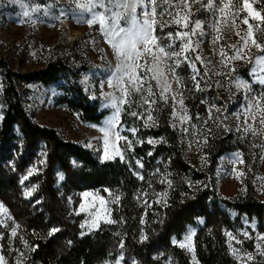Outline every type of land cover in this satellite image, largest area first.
<instances>
[{
	"label": "trees",
	"instance_id": "1",
	"mask_svg": "<svg viewBox=\"0 0 264 264\" xmlns=\"http://www.w3.org/2000/svg\"><path fill=\"white\" fill-rule=\"evenodd\" d=\"M0 70L4 74L6 105L0 129V202L9 210L13 222L20 225L13 240L6 235L1 242L8 264H16L19 252L24 253V264H106L107 261L114 264L122 239L128 257L136 258L141 264H158L153 258L158 248L171 256L174 264H191L184 251L172 245V238L181 240L188 227L196 226L199 219L204 220L195 237L200 264H238L230 255L225 230H235L240 217L247 216L255 219L259 232L264 233V203L252 193L242 194L236 200H222L215 183L209 182L218 159L235 150L229 142H215L208 173H199L185 160L178 134L162 122L145 134V138L163 137L162 143L155 148L146 143L136 146L134 158L130 159L131 168L119 159L101 163L91 151L63 140L54 129L35 123L27 114L16 87V81L45 86L63 81L67 87H64L62 102L78 113L83 122L98 124L108 112L89 101L78 84L77 74L62 63L51 64L35 73L16 75L0 60ZM136 158L144 165L143 181L133 174ZM35 166L36 172L22 185V176ZM160 167L165 168L172 180L168 206L154 205L147 209L145 216L142 201L134 197L140 192L151 196L150 177ZM59 173L64 175L60 186ZM188 179L205 185L192 190L187 185ZM33 186L36 188L33 195L26 197L25 188ZM105 189L120 194V201L112 206V219L119 223L102 225L95 233L81 236L71 200L85 191L104 194ZM37 200L41 202L36 203ZM223 206L238 213V218L232 219ZM53 225L61 231L49 237ZM141 230L148 236L144 242H140ZM24 240L37 246L35 251L26 248Z\"/></svg>",
	"mask_w": 264,
	"mask_h": 264
},
{
	"label": "rangeland",
	"instance_id": "2",
	"mask_svg": "<svg viewBox=\"0 0 264 264\" xmlns=\"http://www.w3.org/2000/svg\"><path fill=\"white\" fill-rule=\"evenodd\" d=\"M21 3L27 4L29 9L33 6L39 7L35 13H30V17H24L22 15L23 9L20 3L13 4L11 0H0V60H2L11 72L16 75L35 73L46 69L51 64L62 63L78 75V84L83 89L89 101L98 103L101 111L108 112V115L98 124L85 123L81 120L78 113L62 102L65 96L64 87H67V83L60 81L45 86L38 83L25 84L16 81V87L27 114L40 126L54 129L63 140L91 151L101 163L112 162L119 159L117 157L115 160L105 161L102 158L104 145L103 133L100 131V128L103 126L105 120L111 116L113 111L111 107L106 106L107 99L104 93L112 91V89L108 87L107 81L110 78L111 69L114 67L116 61L110 45L105 42L99 25L97 24L90 27L83 19H80L78 15L74 16V4L72 0H21ZM49 5L52 7H48ZM255 6L260 8L264 7V4L258 2ZM197 8H200V4H196L193 7V21L195 19L212 20V14L210 12L204 9L197 12ZM61 11L65 12V15L62 17L60 16ZM243 15H245V13H241V17ZM161 19L169 21L170 18L164 16ZM237 25L241 30V35H243V30H245L247 26L243 25L239 19L237 20ZM170 30L174 32L176 26L169 24L164 27L163 32H161L158 25L157 35H166ZM236 31L237 28L222 25L220 33L221 38L217 41L216 52H213L214 45L211 41L216 33L212 32L210 27L205 26V32L209 33V35L199 38L202 41L200 45V54L206 59L211 58L216 62V68L212 69L213 71H223L227 73V75L210 76L211 87L203 92H185V103L189 109V115L194 118L192 123L198 126L202 125L203 120L207 119L208 103L217 102L223 105L226 110L228 119L225 123L229 125L231 131L226 130L223 126H218V124L213 123V121H209L208 126L212 129L211 134L207 131H203L199 137L195 134H183L179 124H177L175 129L171 126L170 105L160 104L155 108L154 115L157 117L158 126L162 122H165L178 134L185 160L199 173H208L211 152L215 142H229L235 146V150L223 154L218 159L213 175H209V182L211 184H213V182L215 183L217 195H219L222 200H236L242 194L252 193L258 201L264 203V179H261L264 178V160L260 158L264 155V149L251 146L253 143L252 138L250 136L244 138L243 133L236 130L241 121L237 119L235 115H232L233 113H240L242 111V106L246 103V96L256 95L261 90H264V86L256 82L253 75H250L253 64L246 59L232 62L235 67L234 72H229L228 68H221L219 64V46H226L228 47V51L231 52L230 46L237 45L240 39L235 34ZM196 39L197 37H193V40ZM256 53L257 50L253 48L250 55ZM191 55H195V53ZM198 67L203 70L202 65H198ZM209 68L211 69V65ZM177 72L184 78L185 83L188 85L189 89H191L192 82L189 78L191 74L190 69L182 63L180 68L177 69ZM236 78L247 81L251 85L252 92L247 93L244 89L235 88L232 81ZM217 82H219V86H217ZM4 90V74L0 70V116H2L3 119L6 110L3 99ZM214 97L217 98V100L213 101ZM202 99L207 100L208 103L202 104ZM140 111H143V109H140ZM196 113L200 114V121L195 120ZM3 119H0V129ZM121 124L123 126L121 134L129 136L130 139L134 138L127 129L133 126L139 129L137 137L140 139H144L145 134L158 128V126L145 128L141 120L128 115L127 111L122 114ZM192 131L193 130L190 129V133H192ZM204 136H208L207 144L203 142ZM148 137L151 136H146L144 143L153 148L162 143V141H160L159 143L150 145L147 143ZM155 139L159 140L158 138ZM197 139H199V147L196 143ZM254 142L259 144L260 137H257ZM124 143L123 140L119 142L120 146H123ZM190 144L191 146H189ZM136 146L142 145L137 143L135 147ZM237 152L242 154L240 158L243 159L244 163H238L233 159V154ZM133 158V153L126 151L125 160L122 162L128 164L130 162V164H132L130 159ZM136 159L134 160L135 170L143 174V168L140 169L136 165ZM33 168L36 169V166L30 169ZM158 169L160 170V174H157L154 180L152 178L153 175L150 177L151 187L149 188L152 194L151 196H147L148 203L151 205L148 209L153 208L154 205L165 207L163 203L154 202L156 199L154 193H161L168 190L169 195L168 184L166 182L163 184L160 183L163 175L167 174L168 179H170L169 175L165 168L160 167ZM35 172L36 171H34L33 174ZM240 172H243L244 175L239 176L238 173ZM26 175H28V172L24 176ZM32 175L28 176V179ZM28 179L24 180L22 185H25ZM63 181L64 175L59 173L58 185L60 186ZM199 182L200 183H197L188 179L187 185L189 186V183H191L192 186L190 188L192 190H198L205 185L202 181ZM155 184H157V186ZM32 188L35 187L33 186L25 189ZM85 192L91 195L85 197L83 195ZM85 192H82L78 197L71 200L74 216L78 220L80 231L85 233L84 236L95 233L102 225H110L101 220L99 222V228L93 229L91 232L88 231V224L91 223L96 212L100 210L98 198L104 197L108 202L105 207L109 210V219H112V206L117 203L112 202V197L117 194L114 191H111V195L107 191L104 194L99 191ZM76 199H78L77 202ZM81 204L85 206L84 211H80ZM223 209L227 211L232 219L236 220L238 218V213L234 210L228 209L225 206H223ZM0 221L7 222V226L0 223V246H2L1 242L6 235H9L10 240H13L14 237H11V228L14 227L16 223H14L13 220H9L7 216L3 214H0ZM200 221L201 219L197 220L196 226L188 227L181 240L184 239L191 229L195 231V235L193 236V241L195 243L198 229L204 225V220L203 223ZM253 221L256 225L255 229L251 226ZM82 224L85 225L84 228H81ZM244 231L249 232L253 239L245 238L243 236ZM228 232H231L233 236L242 241L240 244H237L235 240L232 241L233 247L240 249L242 252H253L255 254V260L247 262V264L254 262L264 263V257L256 254L255 235L259 230L258 223L255 219L250 220L247 216H242L235 230ZM226 240L228 245L227 236ZM172 245L181 249L178 244L174 245L172 243ZM2 250L3 249L0 248V254H3ZM117 250L118 255L123 251L124 261L126 263L132 264V261L135 260L137 264H141L136 258L128 257L126 248L120 249L118 246ZM181 250L184 251L191 263V253L186 249ZM229 252L233 259L240 264L231 254L230 249ZM153 256L154 261L158 264H174L172 257L167 256L166 252L160 248L156 250Z\"/></svg>",
	"mask_w": 264,
	"mask_h": 264
},
{
	"label": "snow or ice",
	"instance_id": "3",
	"mask_svg": "<svg viewBox=\"0 0 264 264\" xmlns=\"http://www.w3.org/2000/svg\"><path fill=\"white\" fill-rule=\"evenodd\" d=\"M11 2L13 4L20 3L24 17H30V13H35L39 7L33 6L29 9L27 4L21 3V0H11ZM258 2L264 4V0H206V2L205 0H72L74 16L78 15L90 27L99 25L105 42L110 45L116 61L107 81V85L112 91L104 93L107 99L106 106L111 107L113 111L100 128L103 133V160H115L118 157L121 161H124L126 151H130L134 155L135 145L137 143L143 145L145 142L137 137L139 129L135 126L127 129L134 139L121 134L123 127L121 124L122 114L126 111L128 115L141 120L143 126L147 128L158 126L157 117L154 115L155 108L160 104L170 105L171 126L175 129L179 124L183 134H195L197 137L203 131L211 134L212 129L208 126L209 121H213L218 126H223L226 130L231 131L229 125L225 123L228 115L224 106L217 102L208 103L205 99H202L201 103H208L207 119H204L202 125L199 126L192 123L194 118L189 115V109L185 103V92H203L211 87L210 76L227 75L223 71H213L212 69L216 68V62L211 58L206 59L200 54L202 41L199 38L209 35L205 32V26L210 27L212 32L216 33L211 41L214 45L213 52H216L217 41L221 38V26L227 25L237 28L235 34L240 39L237 45L230 46L231 52L228 51V47L219 46L220 67L228 68L229 72H234L235 67L232 62L246 59L253 64L250 75H253L255 81L264 86V7L257 8L255 5ZM196 4H200V8L196 9L197 12L204 9L212 14L211 21L192 20L193 7ZM48 7L52 6L49 5ZM241 13H245V15L241 17ZM64 15L65 12L61 11L60 16ZM164 16H168L169 21L161 19ZM238 19L243 25L247 26L243 30V35H241V30L237 25ZM169 24L176 26L174 32L170 30L166 35H157L158 25L160 31L163 32L164 27ZM193 37H197V39L193 40ZM253 48L257 50V53L250 55ZM193 53L195 55H191ZM182 63L190 69L191 89L177 72ZM198 65H202L203 70ZM210 65L211 69L209 68ZM232 83L237 89H244L247 93L252 92L251 85L247 81L236 78ZM217 86H219V82H217ZM215 100L217 98L214 97L213 101ZM140 109H143V111H140ZM232 115H235L241 121L236 130L241 131L244 138L248 136L252 138L253 143L251 146L264 149V90L254 96H246V103L242 106V111ZM0 119H3V117L0 116ZM195 120H201L199 113H196ZM190 129L193 130L192 133H190ZM257 137H260L259 144L254 142ZM163 139V137L159 140L148 137L147 143L154 145ZM121 140L125 142L123 146L119 144ZM203 142L204 144L208 143V136L203 137ZM196 143L199 147V139ZM148 154L151 155L152 153L149 152ZM241 156L240 152L234 153L233 159L242 164L244 161L240 158ZM260 158L264 160V155ZM136 165L140 169L144 167L142 160L139 158L136 159ZM129 167L131 168L130 162ZM34 171L36 169H29L28 175L21 178V184ZM133 174L141 181L145 179L143 174L135 169H133ZM157 174H160L159 169H156L153 173V175ZM238 175L243 176L244 173L240 172ZM165 182L170 189L172 180L168 179L167 174L163 175L160 180L162 184ZM191 186V183H189V187ZM149 187H151V184H149ZM34 191L35 188L25 189L24 195L31 197ZM105 191L111 195L109 189H105ZM83 195L88 197L91 194L85 192ZM147 196V192H140L134 197L136 200L142 201L145 207V216L147 215V209L151 207ZM154 196L156 197L155 203H163L165 207L168 206V190L154 193ZM120 198V194H116L112 197V202H119ZM98 199L100 210L96 212L91 223L88 224L89 232L99 228L101 220L109 224L119 223V221L109 219V210L105 207L108 202L104 197ZM40 202V200L36 201V203ZM84 210L85 206L81 204L80 211ZM0 214L7 216L9 220H14L2 202H0ZM140 222L141 224L145 223L143 217ZM200 222L203 223V220L201 219ZM0 223L7 226L6 221H0ZM251 226L255 229L254 221ZM19 227V224H15L11 228V237L17 236ZM84 227L85 225L82 224L81 228ZM60 231V227L53 225L49 229L48 236L52 237ZM80 235L84 236L85 233L81 232ZM194 235L195 231L190 229L183 240L178 241L173 237L172 243L174 245L178 244L181 249H186L191 253V264H200L195 252ZM225 235L228 237V247L231 254L240 264H247V262L255 260L256 256L253 252H242L240 249L233 247L232 241L235 240L237 244L242 243V241L227 230H225ZM243 236L247 239H253L247 231L243 232ZM147 239V234L141 230L140 242ZM23 243L31 251H35L37 247L29 245L27 240H24ZM68 243L71 244L72 241H68ZM124 246V240L122 239L119 247L123 249ZM255 249L256 254L264 257V233H256ZM23 257L24 253L19 252L16 264H24ZM0 264H8L3 254H0ZM106 264H112V262L107 261ZM115 264H126L123 251L115 259ZM132 264H137V262L133 260Z\"/></svg>",
	"mask_w": 264,
	"mask_h": 264
}]
</instances>
